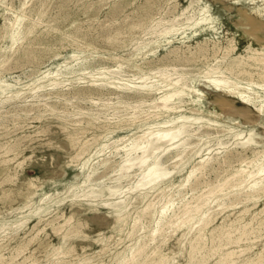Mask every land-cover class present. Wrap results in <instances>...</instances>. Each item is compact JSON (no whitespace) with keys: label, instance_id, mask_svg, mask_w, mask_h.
I'll return each instance as SVG.
<instances>
[{"label":"rangeland","instance_id":"1","mask_svg":"<svg viewBox=\"0 0 264 264\" xmlns=\"http://www.w3.org/2000/svg\"><path fill=\"white\" fill-rule=\"evenodd\" d=\"M230 46L235 49L226 54ZM250 46L264 50V0H0V264H78L80 260L79 264H122V257H130L141 242L147 247L128 264H242L246 260L252 264L258 256L264 258V188L248 195L245 184L235 185L237 177H233L238 169H254L264 161V108L259 110L256 105L264 100V77L249 64ZM209 70L231 77L238 86H251L250 91L259 96L257 102L248 103L237 92L209 82ZM162 72L171 75L166 78ZM179 73L196 90L185 87V101L174 109L154 106L162 91L151 96L126 87L143 83L138 78L143 74L152 76L148 83L166 82L181 88L182 82L170 79ZM179 114L211 120L209 127L203 126L211 137L193 140H199L203 150L184 153L182 159L173 152L162 153L157 169L163 175L152 183L134 186L141 166L134 164L127 174H121L124 146L149 125ZM229 129L242 131L244 136L236 138ZM251 131L253 139L245 146L238 144ZM220 140L225 144L218 143ZM202 156L211 157L214 163L197 168ZM215 183L218 188L211 186ZM84 190L92 192L83 196ZM168 200L167 212L161 214L159 209ZM196 201L201 205L199 211L194 210ZM183 209H189L190 216ZM196 216L206 221L198 222ZM167 217L170 222L160 224ZM122 218L127 219L125 224ZM250 221V235H243L238 243L227 242L230 234L239 236ZM156 225L164 228L156 232L155 239L152 231ZM228 250L234 251L231 259L223 257Z\"/></svg>","mask_w":264,"mask_h":264},{"label":"bare ground","instance_id":"2","mask_svg":"<svg viewBox=\"0 0 264 264\" xmlns=\"http://www.w3.org/2000/svg\"><path fill=\"white\" fill-rule=\"evenodd\" d=\"M24 5H25V3H24ZM26 6V5H25ZM189 6V5H188ZM186 8V7H185ZM185 8H184V10H185ZM202 10V9H201ZM200 10V11H201ZM207 10V9H206ZM182 11H183V9H182ZM186 13V12H185ZM184 13V14H185ZM192 13V12H191ZM190 13V14H191ZM196 14V13H195ZM181 15H182V13H181ZM199 15V14H198ZM179 16V15H178ZM161 17V16H160ZM184 17V16H183ZM182 17V18H183ZM186 17V16H185ZM155 18V17H154ZM159 18V17H158ZM172 18V17H171ZM174 18V17H173ZM208 18V17H207ZM157 19V18H156ZM169 19H170V17H169ZM200 19V18H199ZM154 20V19H153ZM198 19H196V21H197ZM212 20V19H211ZM17 21V20H16ZM15 21V22H16ZM41 21V20H40ZM165 21V20H164ZM170 21H172V20H170ZM154 22V21H153ZM158 22V21H157ZM185 22V21H184ZM212 22V21H211ZM202 23V22H201ZM200 23V24H201ZM145 24H147V23H145ZM144 24V25H145ZM149 24V23H148ZM151 24V23H150ZM162 24H164V22L162 23ZM172 24V23H171ZM175 24H177V23H175ZM198 24V23H197ZM199 24V25H200ZM11 25V24H10ZM18 25V24H17ZM174 24H172V26H173ZM187 25V24H186ZM189 25V24H188ZM193 25V24H192ZM138 26V25H137ZM146 26V25H145ZM168 26V25H167ZM175 26V25H174ZM152 27H153V25H152ZM166 27V26H165ZM177 27V26H176ZM180 27V26H179ZM187 27V26H186ZM203 27H205L204 25H203ZM210 27H211V25H210ZM213 27V26H212ZM29 28V27H28ZM32 28V27H31ZM178 28V27H177ZM152 29V28H151ZM173 29H175V28H173ZM184 29H185V27H184ZM145 30V29H144ZM178 30V29H177ZM18 31V30H17ZM30 31V30H29ZM149 31L151 32L152 30H150L149 29ZM170 31V30H169ZM146 32V31H145ZM144 32V33H145ZM149 32V33H150ZM153 32V31H152ZM166 32V31H165ZM175 32V31H174ZM13 33V32H12ZM154 33V32H153ZM168 33V32H167ZM170 33V32H169ZM169 33H168V35H169ZM179 33V32H178ZM152 34V33H151ZM159 34V33H158ZM197 34V33H196ZM17 35H19V34H17ZM23 35V34H22ZM146 35V34H145ZM156 35V34H155ZM13 36V35H12ZM11 36V37H12ZM15 36V35H14ZM111 36V35H110ZM152 36V35H151ZM17 37V36H16ZM155 37V36H154ZM153 37V38H154ZM158 37H160V35L158 36ZM162 37V36H161ZM210 37V36H209ZM108 38V37H107ZM231 38V37H230ZM149 39H151V38H149ZM172 39V38H171ZM17 40V39H16ZM228 40H229V38H228ZM227 40V41H228ZM233 40H234V37H233ZM21 41V40H20ZM139 41V40H138ZM149 41H151V40H149ZM168 41H171V40H168ZM167 41V42H168ZM217 41V40H216ZM225 41V40H224ZM232 41V40H231ZM231 41H230V43H231ZM146 42V41H145ZM199 42H200V40H199ZM211 42V41H210ZM210 42H209V44H210ZM214 42V41H213ZM219 42H220V40H219ZM226 42V41H225ZM252 42V41H251ZM13 43V42H12ZM16 43H18V42H16ZM141 43V42H140ZM234 43V42H233ZM14 44V43H13ZM12 44V45H13ZM144 44V43H143ZM219 44V43H218ZM139 45V44H138ZM141 45V44H140ZM147 45V44H146ZM221 45H223V44H221ZM228 45V44H227ZM231 45H233V44H231ZM190 46V45H189ZM177 47V46H176ZM187 47H188V45H187ZM238 47V46H237ZM263 47V46H262ZM178 48V47H177ZM196 48V47H195ZM232 48H234L233 46H230V47H228L227 49H226V54H228L229 53V51L232 49ZM251 50H252V54H250V55H248L247 56V58L248 59H250V62H249V64L251 65V67L253 66L256 70H257V72L259 73V75L260 76H262V78L264 77V50L263 49H258V48H253L252 46H250L249 47ZM248 48V49H249ZM179 49V48H178ZM188 49V48H187ZM186 49V50H187ZM235 49V48H234ZM180 50V49H179ZM246 50V49H245ZM188 51V50H187ZM248 51V50H247ZM25 52H26V50H25ZM28 52V51H27ZM197 52V51H196ZM235 52V51H234ZM251 52V51H250ZM174 53H176V54H179L178 52H174ZM183 53V52H182ZM15 54V53H14ZM210 54V53H209ZM174 55V54H173ZM197 55V54H196ZM242 55V54H241ZM244 55V54H243ZM176 56V55H175ZM211 56V55H210ZM234 56V55H233ZM237 56V55H236ZM13 57V56H12ZM219 57V56H218ZM6 58V57H5ZM167 58V57H166ZM169 58V57H168ZM172 58V57H171ZM210 58V57H209ZM226 58V57H225ZM246 58V57H245ZM8 59V58H7ZM173 59V58H172ZM201 59V58H200ZM222 59V58H221ZM175 60H177V59H175ZM202 60V59H201ZM237 60V59H236ZM242 59H240V61H241ZM198 61V60H197ZM203 61V60H202ZM205 61V60H204ZM212 61V60H211ZM215 61V60H214ZM220 61V60H219ZM243 61V60H242ZM245 61H246V59H245ZM213 62V61H212ZM3 63V62H2ZM173 63V62H172ZM190 63V62H189ZM193 63V62H192ZM191 63V64H192ZM207 63V62H206ZM185 64H188V63H185ZM184 64V65H185ZM203 64H204V62H203ZM236 64V63H235ZM241 64L242 65H244L242 62H241ZM118 65H120V64H118ZM182 65V64H181ZM209 65V64H208ZM214 65H215V63H214ZM219 65V64H218ZM226 65V64H225ZM121 66V65H120ZM163 66V65H162ZM188 66V65H187ZM236 66V65H235ZM116 67H118V66H116ZM154 67H156V66H154ZM169 67V66H168ZM209 67V66H208ZM152 68V67H151ZM103 69V68H102ZM156 69H158V67L156 68ZM169 69V68H168ZM201 69H202V67H201ZM208 69V68H207ZM230 69V68H229ZM240 69V68H239ZM238 69V70H239ZM154 70V69H153ZM163 70V69H162ZM222 70V69H221ZM245 70H246V68H245ZM103 71V70H102ZM105 71V70H104ZM110 71V70H109ZM243 71V70H242ZM121 72V71H120ZM174 72V70L172 71V73ZM200 72V71H199ZM215 71H213V73L211 72V70H209L207 73H206V77L208 78V81L210 82H212L213 84H215L216 86H219L221 89L222 88H226L227 90H229V91H234V92H237L241 97H242V99H244V100H246L248 103H252V104H255V102H257V98L259 97L258 95H256L257 93L253 90V91H250L252 88H251V86H246V85H243V86H238V84L236 83V81L235 82H233V81H230L229 79H231V77L228 79L227 77H225V76H223V75H217V73L215 74L214 73ZM251 72V71H250ZM102 74H103V72H101ZM100 73V74H101ZM153 73V72H152ZM159 73V72H158ZM164 75H167L166 73H167V71H166V73L165 72H162ZM183 73V72H182ZM224 73V72H223ZM222 73V74H223ZM254 73V72H253ZM135 74V73H134ZM156 74V73H155ZM168 74H169V72H168ZM180 74V73H179ZM236 74V73H235ZM160 75V74H159ZM171 75V74H170ZM170 75H167L166 76V78L167 77H169ZM185 75V74H184ZM250 75H251V73H250ZM45 76V75H44ZM50 76V75H49ZM94 76V75H93ZM92 76V77H93ZM161 76V75H160ZM174 76V75H173ZM91 77V78H92ZM96 77V76H95ZM94 77V78H95ZM107 77H109L108 75H107ZM152 77V76H151ZM150 76H148V75H140V76H138V78H140V79H142L143 80V83H140V84H136V85H132V86H126L127 88H129V90L131 89V90H133V91H136V92H139V93H141L142 95H151V94H155L156 95V93L157 92H159V91H162V93L161 94H159L158 95V101H157V103H155V105L154 106H156V107H159V108H161V109H165V110H170V109H174V108H177L179 105H176L177 103H179V102H182V101H185V99H184V95L186 94V93H188V92H186L185 91V87L188 89V87L190 88V90H196V87H191L187 82H185V81H183V79H184V76L182 75V74H180L179 76H177L176 75V77H174V78H170V79H172V80H174V82H172V83H179V82H182V84H181V86H183V87H176V85H172V84H170V83H166V82H164V84L163 85H160L159 84V82L157 81V79H156V81L158 82V83H148L147 82V79L148 78H151ZM186 77V76H185ZM236 77V76H235ZM94 78H92V79H94ZM164 78V77H163ZM114 79V78H113ZM132 79V78H131ZM155 79V78H154ZM169 79V80H170ZM254 79V78H253ZM257 79V78H256ZM264 79V78H263ZM118 80V79H117ZM119 80H121V79H119ZM171 80V81H172ZM186 80V79H185ZM207 80V79H206ZM39 81V80H38ZM51 81H53V80H51ZM141 81V80H140ZM251 81V80H250ZM264 81V80H263ZM31 82V81H30ZM93 82V81H92ZM98 82V81H97ZM102 82V81H101ZM104 82V81H103ZM252 82V81H251ZM126 83V82H125ZM131 83V82H130ZM162 83V82H161ZM256 83V82H255ZM52 84H54V83H52ZM101 84H103L104 85V83H100V85ZM111 84H113V83H111ZM262 84H264V83H262ZM116 85V84H115ZM121 85V84H120ZM255 85V84H254ZM256 85H257V83H256ZM54 86V85H53ZM92 86V85H91ZM123 86V85H122ZM214 86V85H213ZM260 86V85H259ZM262 86V85H261ZM99 87V86H98ZM114 87V86H113ZM118 87V86H117ZM120 88H123V87H120ZM262 88V87H261ZM199 89V88H198ZM198 89H197V91H198ZM216 89V88H215ZM218 89V88H217ZM130 90V91H131ZM223 90V89H222ZM225 90V89H224ZM201 91V90H200ZM199 92V91H198ZM219 92V91H218ZM227 92V91H226ZM138 94V93H137ZM190 94V93H189ZM188 95V94H187ZM191 95V94H190ZM202 95V94H201ZM223 95V94H222ZM152 96V95H151ZM192 96V95H191ZM190 96V97H191ZM224 96V95H223ZM150 97V96H149ZM226 97V96H225ZM228 97V96H227ZM80 98V97H79ZM145 98V97H144ZM148 98V97H147ZM147 98H145V100L147 99ZM154 98V97H153ZM261 98V97H260ZM259 98V99H260ZM60 99V98H59ZM143 99V98H142ZM233 99V98H232ZM258 99V100H259ZM139 100V99H138ZM141 100V99H140ZM144 100V99H143ZM197 100V98H193V101H196ZM149 101V100H148ZM153 101H155V100H153ZM245 101V102H246ZM219 102V101H218ZM191 103V102H190ZM145 104V103H144ZM184 104V103H183ZM137 105H139V104H137ZM181 105H182V103H181ZM257 105V107H258V109L259 110H263V108H264V100H260L259 101V103L258 104H256ZM125 106V105H124ZM153 106V105H152ZM151 106V107H152ZM145 107V106H144ZM150 109V108H149ZM191 109V108H190ZM243 109V108H242ZM80 110V109H79ZM138 110H140V109H138ZM145 110H147V109H145ZM153 110V109H152ZM52 111V110H51ZM54 112H56L55 110H53ZM137 111V110H136ZM144 111V110H143ZM53 112V113H54ZM84 113V112H83ZM91 113V112H90ZM142 113V112H141ZM146 113H148V112H146ZM155 113V112H154ZM158 113V112H157ZM260 113V112H259ZM87 114H89V113H87ZM256 114V113H255ZM251 115H253V113L251 112ZM90 116V115H89ZM92 116V115H91ZM133 116V115H132ZM140 116V115H139ZM143 116H145V115H143ZM158 116V115H157ZM255 116V115H254ZM135 117H137V116H135ZM135 117H133V118H135ZM148 117V116H147ZM159 117V116H158ZM93 118V117H92ZM90 119H91V117H90ZM96 119V118H95ZM132 119V118H131ZM205 120H207V122L205 123V124H200L201 122H203V121H205ZM88 122H89V120H88ZM211 122V120L210 119H204L203 120V116H198V115H187V114H179V115H177V116H174V117H172V118H168V119H165V120H162V121H160L158 124H156V126H152V125H149L148 126V128L146 129V130H144L142 133H140V134H138V136L136 137V139H135V141L134 142H132L131 144H129V145H125L124 146V148H125V157L123 158V163L120 165V167H119V170L121 171V174L122 175H125V174H127V171H128V169H130L134 164H139L140 166H141V172L139 173V178L137 179V181L135 182V184H133L134 186H138V184L139 183H141V182H144V183H152L153 181H155V180H157V178H159V177H161L162 175H163V172H161V173H159L158 172V169H157V166H158V164L160 163V161H159V159H160V156H161V154L162 153H164V152H166V151H169V152H173L174 154H173V156L174 157H176L177 159H182V155L185 153L186 155L187 154H190V153H193L192 155H194V154H197V153H199L200 151H201V149H202V146L200 145V142H199V140L200 139H202V137L204 136V135H207L208 137H211V136H209V134H211V132L209 131V130H207V129H204L203 128V126H207V127H209V125L210 124H212V123H210ZM216 122V121H215ZM89 124V123H88ZM117 124H118V122H117ZM195 124H199V125H195ZM220 124V123H219ZM91 125V124H90ZM93 125V124H92ZM110 128V127H109ZM108 128V129H109ZM230 128H232V127H230ZM228 129V128H227ZM107 130V129H106ZM224 131V130H223ZM229 131L230 132H233L234 133V136L236 137V138H242L243 136H244V132H242V131H234V129H229ZM249 133V135H248V137H246L244 140H240V141H238V144H240L241 146H245L247 143H249L252 139H253V132L251 131V132H248ZM257 133V132H256ZM105 134V133H104ZM104 134H102V135H104ZM214 134V133H213ZM220 134V133H219ZM101 135V136H102ZM109 135H110V133H109ZM218 135V134H217ZM246 135V134H245ZM103 137V136H102ZM195 137H197L199 140L198 141H193L194 140V138ZM105 138V137H104ZM204 138V137H203ZM226 138V137H225ZM73 139V138H72ZM222 139V138H221ZM233 139V138H232ZM234 140V139H233ZM232 140V141H233ZM73 141V140H72ZM255 142V141H254ZM257 142H258V140H257ZM106 143V142H105ZM202 143V142H201ZM210 143V142H209ZM218 143H220V144H225V142L224 141H219ZM256 143V142H255ZM211 144V143H210ZM257 144V143H256ZM105 145H107V143L106 144H104V146ZM80 147H81V145H79ZM250 146V145H249ZM79 147V148H80ZM108 147V146H107ZM106 147V148H107ZM189 147H192L190 150L188 149ZM204 147V146H203ZM219 147V146H218ZM224 147V146H223ZM227 147V146H226ZM240 147V146H239ZM17 148V147H16ZM82 148H83V146H82ZM248 148V147H247ZM98 149V148H97ZM102 149H103V147H102ZM102 149H101V151H102ZM187 149L189 150V151H187ZM195 149V150H194ZM224 149V148H223ZM229 149V148H228ZM264 149V148H263ZM17 150V149H16ZM203 150V149H202ZM79 151V150H78ZM135 151H138L139 153L138 154H136V155H134L133 154V152H135ZM187 151V152H186ZM208 151V150H207ZM230 151V150H229ZM214 152V151H213ZM245 152H247V151H245ZM97 153H99V152H97ZM202 153V152H201ZM219 153V152H218ZM230 153V152H229ZM237 153V152H236ZM242 153V152H241ZM253 153V152H252ZM262 154H263V152H261ZM133 154V155H132ZM184 154V155H185ZM223 154V153H222ZM226 154V153H225ZM254 155V154H253ZM242 156H243V154H242ZM259 156V155H258ZM264 156V155H263ZM108 157V156H107ZM181 157V158H180ZM185 157V156H184ZM239 157V156H238ZM247 157V156H246ZM110 158V157H109ZM211 158V157H210ZM210 158L209 157H205V156H202L200 159H199V161L197 162L198 163V167L197 168H205L208 164H209V162H211L210 161ZM213 158V157H212ZM223 158V157H222ZM228 158H230V157H228ZM91 159V158H90ZM89 159V160H90ZM108 159V158H107ZM174 159V158H173ZM218 159V158H217ZM237 159V158H236ZM88 160V159H87ZM224 161H225V159H223ZM86 161V160H85ZM91 161V160H90ZM101 161V160H100ZM99 161V162H100ZM102 161H103V159H102ZM223 161V162H224ZM229 161V160H228ZM241 161V160H240ZM246 161V160H245ZM250 161V160H249ZM87 162V161H86ZM104 162V161H103ZM106 162V161H105ZM176 162V161H175ZM213 162V161H212ZM217 162V161H216ZM232 162H233V160H232ZM231 162V163H232ZM252 162V161H251ZM264 161H262L261 162V164H258V166L256 167V168H254V169H246V168H240V169H238L237 171H236V173H234L233 174V177H237V183L235 184V185H242V187H243V184H245V188L247 187V193H248V195L249 194H251L252 196L253 195H255L258 191H260V190H262L263 188H264V166H263V163ZM177 163H178V161H177ZM214 163V162H213ZM227 164H228V162H226ZM225 163V164H226ZM84 164H85V162H84ZM87 164V163H86ZM220 164V163H219ZM250 164H253V163H250ZM99 165V164H98ZM209 165H211V164H209ZM212 165H214V164H212ZM221 165V164H220ZM231 165V164H230ZM243 165V164H242ZM249 165V164H248ZM254 166H255V164H253ZM88 165H86V167H87ZM97 166V165H96ZM95 166V167H96ZM208 167V166H207ZM210 167V166H209ZM231 168V167H230ZM253 168V167H252ZM83 169V168H82ZM207 169V168H206ZM214 169H216V168H214L213 167V171H216V170H214ZM227 170H226V172L229 170L228 168H226ZM196 170V169H195ZM202 170H204V169H202ZM218 170V169H217ZM219 170H220V168H219ZM200 171V170H199ZM206 171V170H205ZM221 171V170H220ZM223 171H225V169L223 170ZM230 171V170H229ZM192 172H195L194 171V169H192V171H191V173ZM198 172V171H197ZM217 172H219V171H217ZM216 172V173H217ZM190 173V172H189ZM221 173V172H220ZM224 173V172H223ZM202 174V173H201ZM205 174V173H204ZM193 175V174H192ZM203 175V174H202ZM195 176V175H194ZM198 176V175H197ZM217 176V175H216ZM222 176V175H221ZM220 177V176H219ZM228 177V176H227ZM226 177V178H227ZM192 178V177H191ZM190 178V179H191ZM229 178V177H228ZM231 178V177H230ZM195 179V178H194ZM202 179V178H201ZM212 179H214V178H212ZM232 179H234V178H232ZM200 180V179H199ZM223 180V179H222ZM159 181V180H158ZM214 181V180H213ZM212 181V182H213ZM217 181H218V179H217ZM229 181V180H228ZM32 182V181H31ZM233 182V181H232ZM30 183V182H29ZM156 183V182H155ZM154 183V184H155ZM220 183V182H219ZM219 183H218V185H219ZM226 183V182H225ZM229 183H230V181H229ZM175 184V183H174ZM177 184V183H176ZM179 184V183H178ZM221 184V183H220ZM28 185V184H27ZM30 185V184H29ZM84 185V184H83ZM82 185V186H83ZM85 185H87V184H85ZM84 185V186H85ZM199 185V184H198ZM214 185L216 186V183L215 184H213V185H211V186H213L214 187ZM217 185V186H218ZM223 185V184H222ZM225 185V184H224ZM227 185V184H226ZM225 185V186H226ZM81 186V187H82ZM92 186V185H91ZM134 186H132V187H134ZM155 186V185H154ZM168 186V185H167ZM181 186V185H180ZM188 186V185H187ZM210 186V187H211ZM215 187V188H218V187ZM29 187V186H28ZM172 187H173V185H172ZM232 187H235V186H232ZM225 188V187H224ZM239 188V187H238ZM240 188H241V186H240ZM244 188V189H245ZM81 189V188H80ZM93 189V188H92ZM170 189H171V186H170ZM222 189V188H221ZM226 189V188H225ZM234 189V188H233ZM89 190V189H88ZM160 190V189H159ZM162 190V189H161ZM161 190H160V192H161ZM182 190V189H181ZM227 190V189H226ZM71 191V190H70ZM73 191V190H72ZM72 191H71V193H72ZM76 191H78V190H76ZM75 191V192H76ZM203 191V190H202ZM202 191H201V193H202ZM210 191H211V189H210ZM214 191H215V189H214ZM218 191V190H217ZM237 191V190H236ZM235 191V192H236ZM264 191V190H263ZM262 191V192H263ZM68 192V191H67ZM83 192V191H82ZM90 192H92V190L91 191H85L84 190V192H83V196H85L86 194H89ZM120 192V191H119ZM164 192H166V191H164ZM163 192V193H164ZM168 192V191H167ZM183 192V191H182ZM204 192V191H203ZM207 192V191H206ZM237 192H239V191H237ZM241 192V191H240ZM80 193V192H79ZM211 194H212V191L210 192ZM218 193V192H217ZM244 193V192H243ZM259 193V192H258ZM68 194H70L69 192H68ZM75 194V193H74ZM169 194V193H168ZM167 194V195H168ZM172 194V193H171ZM195 194V193H194ZM198 194V193H197ZM206 194V193H205ZM204 194V195H205ZM210 194V195H211ZM219 194V193H218ZM233 194H234V192H233ZM73 195V194H72ZM79 194H77L76 196H75V198L78 196ZM164 195V194H163ZM162 195V196H163ZM166 195V196H167ZM175 195V194H174ZM209 195V194H208ZM209 195V196H210ZM215 195V194H214ZM241 195V197H242V194H240ZM239 195V196H240ZM245 195H247V194H245ZM69 196V195H68ZM88 196V195H87ZM196 196V195H195ZM199 197H200V195H198ZM206 196H207V194H206ZM228 196V195H227ZM258 196V195H257ZM260 196H261V194H260ZM80 197V196H79ZM165 197V196H164ZM169 197V196H168ZM213 197H215V196H213ZM220 197H223V196H220ZM236 197H238V196H236ZM245 197H247V196H245ZM249 197H251V196H249ZM248 197V198H249ZM256 197V196H255ZM264 197V196H263ZM71 198H73V197H71ZM80 198H82V196L80 197ZM157 198V197H156ZM195 198V197H194ZM198 198V197H197ZM206 198V197H205ZM205 198H203V199H205ZM208 198V197H207ZM216 198V197H215ZM224 198H226V197H224ZM243 198V197H242ZM78 199V198H77ZM168 199V198H167ZM193 199V198H192ZM209 199H210V197H209ZM220 199V198H219ZM218 199V200H219ZM228 199V198H227ZM250 199V198H249ZM252 199V198H251ZM250 199V200H251ZM45 200V199H44ZM52 200V199H51ZM158 200V199H157ZM196 200V199H195ZM198 200V199H197ZM208 200V199H207ZM206 200V201H207ZM221 200H222V198H221ZM233 200V199H232ZM244 200V199H243ZM256 200H258V199H256ZM162 201V200H161ZM175 201V200H174ZM194 201V200H193ZM202 201V200H201ZM46 202V201H45ZM88 202V201H87ZM166 202V201H165ZM164 202V203H165ZM171 201L170 200H168V202H166L165 204H163L161 207H160V209H159V211H160V213L161 214H165V212H167L166 210H167V208H168V205H169V203H170ZM192 202V201H191ZM41 203V202H40ZM123 203V202H122ZM122 203H119V204H117V205H115V204H113L114 206H120ZM149 203V202H148ZM153 203V202H152ZM188 203H189V201H188ZM194 203H196L197 204V201L196 202H194ZM227 203V202H226ZM244 203V202H243ZM246 203V202H245ZM28 204V203H27ZM26 204V205H27ZM90 204V203H89ZM150 204V203H149ZM187 204V203H186ZM185 204V205H186ZM191 204V203H190ZM189 204V205H190ZM204 204V203H203ZM209 204H210V202H209ZM219 204H220V202H219ZM240 204V203H239ZM256 204V203H255ZM183 205V204H182ZM188 205V206H189ZM264 205V204H263ZM157 206H158V203H157ZM171 206V205H170ZM193 206V205H192ZM191 206V207H192ZM257 206V205H256ZM175 207V206H174ZM182 207H184V206H182ZM190 207V206H189ZM188 207V208H189ZM203 207V206H202ZM235 207V206H234ZM245 207H247V206H245ZM252 207V206H251ZM250 207V208H251ZM263 207V206H262ZM39 208V207H38ZM95 208V207H94ZM112 208H114V207H112ZM123 208H125V207H123ZM151 208V207H150ZM153 208V207H152ZM179 208H181V205H180V207ZM178 208V209H179ZM208 209H209V207H207ZM51 209H52V207H51ZM144 209V208H143ZM244 209V208H243ZM112 210V209H111ZM119 210H121V209H119ZM146 210H147V208H146ZM154 210V209H153ZM152 210V211H153ZM194 210L195 211H199V210H201V205L200 204H197L195 207H194ZM210 210V209H209ZM48 211V210H47ZM110 211V210H109ZM144 211V210H143ZM171 211V210H170ZM176 211V210H175ZM180 211V210H179ZM181 211H182V208H181ZM180 211V212H181ZM183 211H184V209H183ZM186 212L188 211L189 212V216H190V210L189 209H186L185 210ZM184 211V212H185ZM213 211V210H212ZM216 211V210H215ZM261 211V210H260ZM259 211V212H260ZM39 212V211H38ZM123 212V211H122ZM138 212V211H137ZM146 212V211H145ZM155 212V211H154ZM206 212V211H205ZM210 212V211H209ZM220 212V211H219ZM248 212V211H247ZM256 212V211H255ZM258 212V213H259ZM262 212V211H261ZM116 213V212H115ZM126 213V214H125ZM124 214H125V216L127 215V212H125ZM147 213V212H146ZM148 213H150V212H148ZM194 212H192L191 214H193ZM257 213V214H258ZM111 214H112V212H111ZM113 214H114V212H113ZM145 214V213H144ZM171 214H172V212H171ZM174 214H177V213H174ZM179 214V213H178ZM182 214H183V212H182ZM181 214V215H182ZM195 214V213H194ZM197 214V213H196ZM219 214V213H218ZM244 214V213H243ZM256 214V215H257ZM119 215V214H118ZM129 215H131V214H129ZM148 215V214H147ZM154 215V214H153ZM168 215H169V213H168ZM199 214H197V216H198ZM206 215H208V214H206ZM120 216V215H119ZM144 216V215H143ZM150 216V215H149ZM165 216V215H164ZM172 216H173V214H172ZM177 216V218H178V215H176ZM176 216L174 215L173 217H175L176 218ZM189 216H187V217H189ZM196 216V218H197V220L196 221H200V220H202L201 218H198ZM241 216H243V215H241ZM247 216V215H246ZM68 217V216H67ZM122 217H124V216H122ZM135 217V216H134ZM170 218H171V216H169ZM179 217H180V214H179ZM201 217V216H200ZM237 217V216H236ZM251 217V216H250ZM115 218H116V216H115ZM119 218V217H118ZM117 218V219H118ZM121 218V217H120ZM137 218V217H136ZM142 218L143 217H141V220H142ZM175 218L173 219L174 221H175ZM176 218V219H177ZM181 218V217H180ZM211 218V217H210ZM213 218V217H212ZM238 218V217H237ZM236 218V219H237ZM254 218V217H253ZM264 218V217H263ZM123 219V218H122ZM151 219V218H150ZM166 219V218H165ZM169 218L167 217V220H168ZM186 219V218H185ZM206 219V218H205ZM208 219V218H207ZM252 218H250V220H251ZM260 219V218H259ZM25 220V219H24ZM127 220V219H126ZM125 220V221H126ZM183 220H184V218H183ZM183 220H182V222H183ZM204 220V219H203ZM203 220H202V222H203ZM244 220V219H243ZM261 220H262V218H261ZM23 221V220H22ZM67 221V220H66ZM116 221H118V220H116ZM124 221V219H123V223L125 222ZM134 221V220H133ZM149 221H151V220H149ZM177 221V220H176ZM176 221H175V223H176ZM204 221H206V220H204ZM259 221V220H258ZM140 222V221H139ZM160 224H162V225H164V223H166V222H170V219L168 220V221H164V218L163 219H161L160 221ZM158 222V223H159ZM188 222V221H187ZM195 222V221H194ZM230 222V221H229ZM234 222V221H233ZM239 222H241V220L239 221ZM256 222V221H255ZM23 223V222H22ZM126 223V222H125ZM124 223V224H125ZM136 223H137V221H135L133 224H134V227H136L137 225H136ZM146 223V222H145ZM145 223H143V226H144V224ZM181 223V222H180ZM179 223V224H180ZM192 223V222H191ZM228 223V222H227ZM236 223V222H235ZM244 223V222H243ZM250 223H251V221L250 222H245V224L243 225V228H242V231H241V234L238 236L237 235V237H233L232 235L233 234H230L229 236H228V240H227V242H239L240 240H241V238H242V236L243 235H247V234H249L250 233V231H249V229H247V227H248V225H250ZM3 224V223H2ZM17 224H20V223H17ZM64 224H66V223H64ZM69 224V223H68ZM121 224V223H120ZM132 224V223H131ZM173 224V223H172ZM203 224V223H202ZM221 224V223H220ZM223 224V223H222ZM222 224H221V226H222ZM230 224V223H229ZM234 224V223H233ZM238 224H240V223H238ZM242 224V223H241ZM257 224V223H256ZM5 225V224H4ZM7 225V224H6ZM20 225H22V224H20ZM67 225V224H66ZM114 225V224H113ZM160 226V225H156L157 227L152 231V238H155V234H156V232H159L160 231V229L163 227L164 228V226ZM165 225H168V224H165ZM188 225H189V223H188ZM201 225V224H200ZM200 225H198V227L200 228L201 226ZM232 225V224H231ZM132 226V225H131ZM171 226H173V225H171ZM171 226H170V224H169V227L171 228ZM202 226H204V225H202ZM215 226V225H214ZM223 226H226V225H223ZM229 225H227V227H228ZM251 226H252V224H251ZM263 226V225H262ZM8 227V226H7ZM16 227V226H15ZM68 227H71V226H68ZM67 227V228H68ZM132 228V229H135V228ZM140 227V226H139ZM148 227V226H147ZM178 227V226H177ZM183 227V226H182ZM193 227V226H192ZM197 227V228H198ZM232 227V226H231ZM235 227V226H234ZM234 227H233V229H234ZM241 227V226H240ZM257 227V226H256ZM264 227V226H263ZM21 228V227H20ZM59 228H60V226H59ZM79 228H80V226H79ZM198 228V229H199ZM207 228V227H206ZM213 228V227H212ZM211 228V229H212ZM216 228V227H215ZM252 228V227H251ZM14 229V228H13ZM12 229V230H13ZM119 229H120V227H119ZM148 229V228H147ZM169 229V228H168ZM167 229V230H168ZM173 229H175V227L173 228ZM210 229V230H211ZM220 229V228H219ZM228 230L227 231H229V230H231V228H227ZM258 229V228H257ZM260 229V228H259ZM264 229V228H263ZM262 229V230H263ZM11 230V231H12ZM67 230V229H66ZM128 230V229H127ZM149 230V229H148ZM161 230H163V229H161ZM167 230H166V232H167ZM177 230V229H176ZM188 230V229H187ZM191 230V229H190ZM195 230V229H194ZM203 230H205V229H203ZM208 230V229H207ZM215 230V229H214ZM261 230V231H262ZM29 231V230H28ZM136 231H138V230H136ZM139 231H140V229H139ZM146 231V230H145ZM172 231V230H171ZM175 231V230H174ZM173 231V232H174ZM189 231V230H188ZM192 231V230H191ZM227 231H225V232H227ZM236 231H237V229H236ZM236 231L234 232V233H236ZM260 231V232H261ZM133 232V231H132ZM142 232V231H141ZM200 232H201V230H200ZM206 232V231H205ZM209 232V231H208ZM218 232V231H217ZM238 232V231H237ZM65 233V232H64ZM135 233H137V232H135ZM168 233V232H167ZM169 233H170V230H169ZM192 233H193V231H192ZM224 233V232H223ZM239 233H240V228H239ZM255 233V232H254ZM262 233V232H261ZM130 234V233H129ZM138 234V233H137ZM161 234V233H160ZM194 234V233H193ZM252 234V233H251ZM63 235V234H62ZM73 235H76V234H73ZM104 235V234H103ZM163 235H164V233H163ZM165 235H166V233H165ZM186 235V234H185ZM202 235V234H201ZM221 235V234H220ZM224 235H226V234H224ZM236 235V234H235ZM250 235V234H249ZM71 236V235H70ZM120 236V235H119ZM130 236V235H129ZM128 235H127V237H129ZM131 236H132V234H131ZM197 236V235H196ZM208 236V235H207ZM253 236H254V234H253ZM260 236V235H259ZM261 236H263V235H261ZM164 237H166V236H164ZM163 237V238H164ZM170 237V236H169ZM195 237V236H194ZM210 237H211V235H210ZM225 237H227V235L225 236ZM264 237V236H263ZM68 238V237H67ZM98 238V237H97ZM151 238V237H150ZM193 238V237H192ZM199 238V237H198ZM222 238V237H221ZM220 238V239H221ZM255 238V237H254ZM105 239V238H104ZM139 239V238H138ZM141 239V238H140ZM156 239V238H155ZM168 239V238H167ZM200 239V238H199ZM225 239V238H224ZM247 239V238H246ZM251 239H253V238H251ZM67 240V239H66ZM101 240V239H100ZM122 240H123V237H122ZM143 240V239H142ZM207 240V239H206ZM205 240V241H206ZM208 240H209V238H208ZM218 240V239H217ZM222 240V239H221ZM226 240V239H225ZM245 240V239H244ZM250 240V239H249ZM29 241H30V239H29ZM65 241V240H64ZM143 241H145V240H143ZM151 242H153V239L152 240H150ZM155 241V240H154ZM184 241H186V240H184ZM188 241V240H187ZM191 241V240H190ZM204 241V240H203ZM223 241V240H222ZM242 241H243V239H242ZM102 242V241H101ZM104 242H105V240H104ZM119 242H120V238H119ZM165 242H166V239H165ZM198 242V241H197ZM226 242V241H225ZM249 242V241H248ZM64 243V242H63ZM139 243V242H138ZM149 243V242H148ZM156 243V242H155ZM183 243V242H182ZM195 243V242H194ZM222 243H224V242H222ZM237 243H236V245H237ZM65 244V243H64ZM68 244V243H67ZM153 244V243H152ZM163 244V243H162ZM164 244H166V243H164ZM218 244V243H217ZM230 244V243H229ZM137 245V244H136ZM157 245V244H156ZM183 245V244H182ZM208 245V244H207ZM210 245V244H209ZM219 245H221V244H219ZM232 245H234V244H232ZM240 245V244H239ZM250 245V244H249ZM22 246V245H21ZM24 246V245H23ZM61 246V245H60ZM128 246V245H127ZM126 246V247H127ZM162 246V245H161ZM160 246V247H161ZM191 246V245H190ZM190 246H189V248H190ZM196 246V245H195ZM214 246V245H213ZM252 246V245H251ZM262 246V245H261ZM59 246H57V248H58ZM133 247V246H132ZM145 247H147L146 246V243L145 242H141V243H139L138 245H137V247L135 248V250H133L132 251V254H131V256L130 257H127V256H123L122 257V259H123V262H122V264H128V263H130V262H132L138 255H140L141 253H142V251L145 249ZM185 247V246H184ZM223 247V246H222ZM240 248H241V246H239ZM60 248V247H59ZM71 248V247H70ZM199 248V247H198ZM202 248V247H201ZM204 248H206V247H204ZM208 248V247H207ZM245 248V247H244ZM247 248H249V246L247 247ZM246 248V249H247ZM253 248V247H252ZM262 248H263V246H262ZM55 249V248H54ZM72 249V248H71ZM74 249V248H73ZM134 249V248H133ZM158 249V248H157ZM161 249V248H160ZM162 249H163V247H162ZM193 249H195V247L193 248ZM233 249V248H232ZM18 250H20V248L18 249ZM58 250V249H57ZM184 250V249H183ZM182 250V251H183ZM186 250V249H185ZM198 250V249H197ZM197 250H194V251H197ZM206 250H208V249H206ZM221 250V249H220ZM227 250V249H226ZM237 250H238V248H237ZM243 250H245V249H243ZM262 250V249H261ZM53 251V250H52ZM60 251H62V250H60ZM68 251V250H67ZM71 252H72V250H70ZM153 251V250H152ZM160 251V250H159ZM158 251V252H159ZM199 251H200V249H199ZM198 251V252H199ZM219 251V250H218ZM222 251V250H221ZM220 251V252H221ZM55 252V251H54ZM163 253H162V255L164 254V251H162ZM225 252V251H224ZM236 252V251H235ZM243 252V251H242ZM52 253V252H51ZM60 253V252H59ZM154 253V252H153ZM156 253V252H155ZM184 253V252H183ZM206 253H208V252H205V254ZM212 253V252H211ZM214 253H216V252H214ZM219 253V252H218ZM238 253H240V252H238ZM58 254V253H57ZM67 254V253H66ZM65 254V255H66ZM158 254V253H157ZM187 254H188V252H187ZM195 254V253H194ZM193 254V255H194ZM199 254V253H198ZM204 254V253H203ZM202 254V255H203ZM213 254V253H212ZM234 254V251L233 250H228V252H226L225 254H224V258H229V259H231L230 257L232 256ZM255 254H257V253H255ZM259 254V253H258ZM161 255V254H160ZM162 255H161V257H162ZM167 255V253H165V256ZM242 255V254H241ZM250 255V254H249ZM248 255V256H249ZM154 256H155V254H154ZM190 256V255H189ZM210 256V255H209ZM240 256V255H239ZM258 256V255H257ZM0 257H2V255L0 254ZM145 257H147V256H145ZM156 257V256H155ZM155 257H153V260L155 259ZM168 257V256H167ZM170 257L171 256H169L168 258L170 259ZM195 257V256H194ZM205 257V256H204ZM208 257V256H207ZM213 257V256H212ZM234 257V256H233ZM85 258V257H84ZM157 258H159V257H157ZM192 258V257H191ZM220 258H221V256H220ZM248 258V257H247ZM253 258V257H252ZM258 259L257 260H252V264H264V258H262V256H258L257 257ZM121 259V260H122ZM197 259V258H196ZM207 258H205V260H206ZM219 259V258H218ZM239 259H241L240 257H239ZM58 260V259H57ZM61 260H63V259H61ZM60 260V261H61ZM65 260V259H64ZM83 260V259H82ZM144 260V259H143ZM158 260V259H157ZM172 260H173V258H172ZM190 260V259H189ZM192 260V259H191ZM190 260V261H191ZM199 260V262L201 261V256H200V259H198ZM221 260V259H220ZM237 260V258L235 259V261ZM251 260V259H250ZM249 260V261H250ZM71 261V260H70ZM74 261V260H73ZM81 261V260H80ZM80 261H79V263H80ZM88 261V260H87ZM146 261V260H145ZM195 261V260H194ZM218 261V260H217ZM232 261V260H231ZM231 261H228L227 263H230ZM234 261V262H235ZM75 262V261H74ZM89 262V261H88ZM134 262V261H133ZM155 262V261H154ZM160 262V261H159ZM187 262H188V260H187ZM186 262V263H187ZM192 262H193V260H192ZM198 261H196L195 262V264L197 263ZM214 262H216V261H214ZM214 262H213V264H214ZM78 263V264H79ZM84 263H85V261H84ZM121 263V262H120ZM145 263H148V262H145ZM166 263V262H165ZM173 263H174V261H173ZM181 263V262H180ZM2 264V263H1ZM76 264V263H75ZM82 264H83V262H82ZM87 264V263H86ZM89 264V263H88ZM91 264V263H90ZM143 264V263H142ZM155 264V263H154ZM166 264H168V263H166ZM171 264V263H170ZM175 264H177V263H175ZM187 264H191V263H187ZM203 264V263H202ZM222 264H224V263H222ZM239 264V263H238ZM242 264H248V262H247V260L245 261V262H242Z\"/></svg>","mask_w":264,"mask_h":264}]
</instances>
